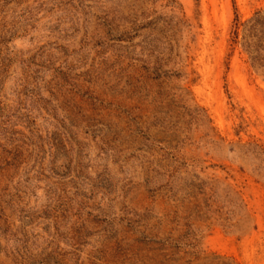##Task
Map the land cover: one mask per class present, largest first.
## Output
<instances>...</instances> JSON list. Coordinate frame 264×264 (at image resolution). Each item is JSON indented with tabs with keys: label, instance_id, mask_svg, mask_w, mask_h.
Wrapping results in <instances>:
<instances>
[{
	"label": "rangeland",
	"instance_id": "1",
	"mask_svg": "<svg viewBox=\"0 0 264 264\" xmlns=\"http://www.w3.org/2000/svg\"><path fill=\"white\" fill-rule=\"evenodd\" d=\"M0 264H264V0H0Z\"/></svg>",
	"mask_w": 264,
	"mask_h": 264
}]
</instances>
